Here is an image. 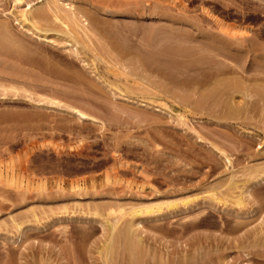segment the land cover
Here are the masks:
<instances>
[{
  "label": "rangeland",
  "instance_id": "rangeland-1",
  "mask_svg": "<svg viewBox=\"0 0 264 264\" xmlns=\"http://www.w3.org/2000/svg\"><path fill=\"white\" fill-rule=\"evenodd\" d=\"M63 1L77 24L56 21L51 0H0V264H264V180L253 181L264 176V0ZM215 22L256 46L243 76L240 63L194 49L204 41L194 24ZM109 59L202 83L168 85L167 95L140 80L136 92L129 77L128 90ZM149 203L137 253L118 231L107 253L111 230L91 216L119 229Z\"/></svg>",
  "mask_w": 264,
  "mask_h": 264
},
{
  "label": "bare ground",
  "instance_id": "bare-ground-1",
  "mask_svg": "<svg viewBox=\"0 0 264 264\" xmlns=\"http://www.w3.org/2000/svg\"><path fill=\"white\" fill-rule=\"evenodd\" d=\"M17 1V0H16ZM52 1V17L56 20V21H58V22H60L61 24H63V25H65V27L67 26V25H69V24H77V21H78V14L76 13V11H75V9H74V7H73V5H72V3L70 2V1H63V0H51ZM27 6H28V4H27ZM49 7V6H48ZM46 8H47V6H46ZM51 8V7H50ZM186 9V8H185ZM185 9H184V11H185ZM28 10H29V7H27V9L26 10H22L21 12H20V18H21V21L20 22H18L19 23V25L20 24H22L21 22H25V21H27V13H28ZM176 14V13H175ZM182 14V13H181ZM184 14V13H183ZM182 14V15H183ZM186 14L187 13H185V17H186ZM167 15V14H166ZM179 17H180V15H178ZM177 16V17H178ZM182 17V16H181ZM180 17V18H181ZM192 17V16H191ZM174 19H176V18H174ZM184 19V18H183ZM19 21V20H18ZM213 24V23H212ZM212 24H210V25H212ZM23 25V24H22ZM73 25V26H74ZM196 25V26H195ZM214 26H215V28H214V30L215 31H210L209 29H207L206 28V31H204L203 30V28H201L198 24H194V27H195V30H196V32L197 33H199L200 35H201V37L203 38V40L204 41H202V42H198L197 41V43H199L197 46L195 45V47L196 48H194V49H206V50H210L209 52L211 53V54H207L206 56H208V55H210V57L211 56H213L212 57V59L213 60H215L214 62H216L217 63V65H218V63H220V60H216L215 58L216 57H221V58H223L224 60H226V59H230V60H232V62L234 61V63H236V62H238V64L240 63L244 68H240V70H242L240 73L238 72V71H235V73L236 72H238V75L239 74H241V73H247V71H249L250 69V67L248 68V62H249V59H251V58H249V55H250V53L252 52V51H254V50H256V49H253L252 47H254V46H251V44H252V42L250 43L249 42V39H248V37L246 36V35H241V36H237V35H235V34H233V33H231V31L230 30H228V28H226L225 26H223V25H220V24H218V23H216L215 22V24H214ZM75 27V26H74ZM79 29H81V27L79 28ZM194 29V28H193ZM28 30V29H27ZM76 31H77V29H76ZM80 31H85V30H80ZM31 32V31H30ZM43 32V31H42ZM42 32H40V31H32L31 33H32V35H34V37L35 38H37V39H39V40H44V41H49V39H48V37L44 34V33H42ZM66 33V32H65ZM79 34H80V32H79ZM74 35V34H73ZM239 35V34H238ZM192 36V35H191ZM196 36V35H195ZM195 36H192V39H194V37ZM63 37V36H62ZM75 37H77V36H75ZM79 37V36H78ZM189 37V36H188ZM187 37V38H188ZM196 38V37H195ZM65 40H64V43L65 44H67L68 46H70L71 48H72V50L73 51H75V53L76 54H78V53H80L79 52V48H78V42H77V38L76 39H74V37L71 35H67L65 38H64ZM191 39V38H190ZM189 39V40H190ZM86 40V39H85ZM186 40V39H185ZM90 42V41H89ZM119 44V43H118ZM195 44H196V41H195ZM82 45V44H81ZM113 45H114V43H113ZM83 46V45H82ZM85 47H86V45H85ZM202 47H204V48H202ZM206 47V48H205ZM86 48H88V47H86ZM209 48V49H208ZM255 48H256V46H255ZM89 49V48H88ZM197 49V50H198ZM95 50V49H94ZM104 50V49H103ZM71 51V50H70ZM198 51H200V50H198ZM197 51V52H198ZM113 52V51H112ZM196 52V53H197ZM201 52H203V51H201ZM84 53V52H83ZM93 53V52H92ZM119 53V52H118ZM252 53H255V52H252ZM124 54V53H123ZM80 55V54H79ZM107 55V54H106ZM119 55H122L121 53H119ZM117 56V53H116V56H115V54H113V56H115L116 58H118V57H120L121 58V56ZM92 56H93V54H92ZM123 56V55H122ZM254 56H256V55H254ZM253 56V57H254ZM95 57V56H94ZM109 57H112V55L111 56H109ZM210 57H208L209 59H210ZM97 58V57H96ZM123 58V57H122ZM207 58V59H208ZM249 58V59H248ZM95 59V58H94ZM124 59V58H123ZM123 59H121V61H119V60H117L119 63L120 62H125ZM222 59V60H223ZM237 59V60H236ZM97 60V59H96ZM99 60H101V59H99ZM98 60V61H99ZM110 60V59H109ZM113 59H111L110 61H112ZM114 60H115V58H114ZM128 61L127 62H130L129 60L130 59H127ZM140 60H143V59H140ZM140 60H135V62H136V64H139V65H133V63H132V66H131V68L129 69V73L128 72H126V71H122V70H120V69H118V68H115L113 65H114V63H113V61H112V66L115 68L114 70H116L117 69V72H118V70L120 71V73L122 74V75H124V80H121L122 82H124L126 85V89H128V90H133L132 88L133 87H131V82H129V77H130V81H133V83H136V84H134V85H136V86H134V87H136L137 88V85L139 86V84H140V82H143L145 85H146V83H147V86L146 87H150V86H155L156 88H155V90L154 91H156L157 92V90H158V88H160V90H161V92L163 91L165 94L167 93V95H169V93L171 92L170 91V89L168 88V85H173V86H175V85H178V83L179 84H182V85H188V83L189 84H191V85H196V86H198V85H201V80L199 81L197 78H192V79H183V81H178V79H177V77L175 76H172L171 74H169L168 72H165L164 73V71H162V70H159V69H156V67H155V69H154V67H152V68H149L146 64H148V63H146V61L145 62H140ZM145 60V59H144ZM143 60V61H144ZM202 60V59H201ZM221 60V61H222ZM94 61V60H93ZM108 61V60H107ZM107 61L105 62V63H107ZM134 61V60H133ZM139 61V62H138ZM200 61V60H199ZM209 61V60H208ZM210 61H212V60H210ZM236 61V62H235ZM134 62V63H135ZM200 62H204V61H200ZM206 62H207V60H206ZM214 62H212V64H216V63H214ZM223 62V61H222ZM221 62V63H222ZM230 62V61H229ZM246 62H247V64H246ZM109 64H110V62H108ZM126 63V62H125ZM208 63V62H207ZM109 64H108V66H109ZM119 65V64H118ZM122 65V64H121ZM226 65V64H225ZM137 66V67H136ZM141 67V69H140V67ZM149 66H150V64H149ZM208 66V65H207ZM223 66V65H222ZM228 66V65H227ZM235 66H236V64H235ZM106 67V66H105ZM121 67V66H120ZM122 67L124 68V69H127V67L123 64L122 65ZM129 67V66H128ZM210 68H211V65L209 66ZM230 67H232V66H230ZM237 67V66H236ZM109 68H111V66H109ZM143 68V69H142ZM239 68H237V69H239ZM136 69H138V70H144V72L146 71V72H148L149 71V73L151 74L152 73V75L153 74H155L156 76H157V78L159 79L158 80V82L157 81H155V79H157V78H152V80H154L153 81V83H151L152 81H151V79H148V77H147V75H145V73H141V74H139V72H136ZM192 69H194V68H192ZM199 69V68H198ZM213 69V68H212ZM210 70V69H208V70H210V71H217V70ZM215 69V68H214ZM218 69H220V68H218ZM235 69V68H234ZM249 69V70H248ZM128 70V69H127ZM54 71V70H53ZM186 72H189V71H187V70H185ZM191 71V70H190ZM193 71V70H192ZM225 71V70H224ZM223 71V72H224ZM143 72V71H142ZM185 72V73H186ZM222 72V73H223ZM233 72H234V70H233ZM113 73H114V71H113ZM149 73H146V74H149ZM178 73H182V72H178ZM184 73V72H183ZM218 73H219V71H218ZM221 73V72H220ZM224 73H226V72H224ZM149 74V75H150ZM237 74V73H236ZM113 75V74H112ZM115 75V74H114ZM118 74H116V76H117ZM155 75H153V76H155ZM215 75V74H214ZM242 76H243V74H241ZM115 76V77H116ZM155 76V77H156ZM210 76V75H209ZM216 76V75H215ZM204 77V76H203ZM206 77V76H205ZM208 77V76H207ZM246 77V76H245ZM190 78V77H189ZM138 80H140L139 81V84H137L138 83ZM185 80H187V81H185ZM203 81V80H202ZM221 82H223V81H221ZM131 83V84H130ZM203 83H204V81H203ZM215 83V82H214ZM213 83V84H214ZM128 84H130V86H128ZM198 84V85H197ZM205 84V83H204ZM133 85V84H132ZM141 85H143L142 83H141ZM140 85V86H141ZM144 85V86H145ZM216 85V84H215ZM217 85L219 86V87H228V84H224V83H217ZM227 85V86H226ZM203 86V85H202ZM218 86L217 87H215V88H210V90H207V92L205 93V94H203V95H201L197 100H195L194 98V102L193 103H195L196 104V106L197 105H199V104H204V102H207V101H209V100H211L215 95H216V93H218L219 94V92L220 91H218L217 92V89H218ZM145 87V88H146ZM162 87V88H161ZM135 88V89H136ZM153 89V88H152ZM137 90H141L140 88H137L136 89V92H138ZM143 91H144V89H142ZM141 90V91H142ZM150 90V89H149ZM159 90V91H160ZM225 90V89H224ZM223 90V91H224ZM151 91V90H150ZM154 91H152L153 93H155ZM158 91V92H159ZM148 92V91H147ZM151 93V92H150ZM152 93V94H153ZM172 93V92H171ZM171 93H170V95H171ZM195 93V92H194ZM193 93V94H194ZM199 93V92H198ZM173 94V93H172ZM192 94V95H193ZM202 94V93H201ZM191 95V96H192ZM195 95V94H194ZM222 95V94H221ZM220 95V96H221ZM217 96H219V95H217ZM166 97V96H165ZM188 99H189V101L191 100V98L190 97H183V99L182 100H184V101H188ZM215 100V99H214ZM192 101V100H191ZM213 101V100H212ZM212 101H210V102H212ZM51 103H54V102H51ZM215 103V102H214ZM55 104V103H54ZM191 104H192V102H191ZM194 105V104H193ZM212 105V104H211ZM210 105V106H211ZM190 106V105H189ZM195 106V107H196ZM209 106V105H208ZM215 106H216V103H215ZM64 107V106H63ZM192 107H194V106H192ZM199 107V106H198ZM201 107H203V105L201 106ZM205 108V107H204ZM225 108V107H224ZM228 108H229V106H228ZM71 110H72V112L74 111L76 114L75 115H77L76 117L77 118H79V119H87V118H89V119H93V117L92 116H90L89 114H87V113H85V112H83V111H81V110H78V109H76V108H70ZM69 109V110H70ZM189 109V108H188ZM211 109V108H210ZM213 109V108H212ZM231 109V108H230ZM198 110V109H197ZM236 110H237V108H236ZM228 111V110H227ZM231 111V110H230ZM207 112V111H206ZM236 112V111H235ZM236 113H238V112H236ZM224 114V113H223ZM226 114H228V113H226ZM235 115V114H234ZM229 116V115H228ZM231 116V115H230ZM227 160V159H226ZM228 162V161H227ZM257 171V170H256ZM259 172V171H258ZM254 174H255V172H254ZM256 174H258V173H256ZM261 174V173H260ZM253 177V176H252ZM255 179H253V181H254V184H258V183H260V182H262L263 180H264V176L262 175V176H260V177H258V176H256V177H254ZM248 181H249V179H248ZM230 183H232V182H230ZM233 184V183H232ZM246 184H249V183H246ZM229 185V184H228ZM236 186V185H235ZM230 187H231V184H230ZM233 187V186H232ZM249 187V186H248ZM224 188V187H223ZM227 188H229V186L227 187ZM234 188V187H233ZM245 188H247V187H245ZM229 189H231V188H229ZM229 189H228V191H229ZM249 189V188H248ZM213 190V189H212ZM244 191V190H243ZM242 192V191H241ZM247 192V191H246ZM229 193V192H228ZM243 193V192H242ZM242 193H240V195L238 196V197H236V199H235V203L233 204V205H235V204H237L238 206H241V204H243V206H244V198H246V193L244 192V194H242ZM212 194H214V193H211V197H213L212 196ZM219 194H220V192H219ZM222 194H224V193H222ZM221 194V195H222ZM251 194V193H250ZM226 195V194H225ZM229 195V194H228ZM227 196V195H226ZM231 196H232V194H231ZM247 196H248V194H247ZM214 197H215V195H214ZM219 198V197H218ZM218 198H217V200H218ZM225 198V197H224ZM211 199H213V198H211ZM220 199V198H219ZM173 200V199H172ZM221 200V199H220ZM219 200V201H220ZM175 201V200H174ZM211 201H213V200H211ZM214 201H215V199H214ZM161 202V201H160ZM172 202V201H171ZM218 202V201H217ZM221 202V201H220ZM228 202V201H227ZM154 203V202H153ZM153 203H149L148 205H147V207H146V205H144V206H140V207H138L137 208V206H136V210H132L130 207V210H132L130 213H128L129 215H130V220H128V222L124 225V224H121V225H123V226H120L119 227V229H121V228H123V229H121L122 231H120L119 229H118V226H117V222H118V220L117 221H114V222H112L111 221V223H110V221H109V223L108 222H106V221H102L103 220V218H102V220H101V218L99 219V218H95V217H93L94 216V214L91 216L92 217V221H96L97 223H99L100 224V226L102 227V229L103 230H105V228L107 229H110L111 230V238L109 239V242H107L106 243V245H105V251L108 253H110V250L112 249V244L114 243V245H115V242H113V237H116L117 235H120V236H118V237H123L122 238V241H123V243L122 244H124V249L126 248V249H128V251H130V250H132L133 249V247H136V246H134V243H136V241H139V243H140V237L141 236H139L141 233H142V231L140 230V229H142V221L144 222L145 220H143V218L142 217H144V219L146 218L145 216L148 214V217H147V220H148V218H150L149 217V214L150 213H154V209L152 208L153 206H154V204ZM158 203V202H157ZM174 203V202H173ZM184 203V202H183ZM214 203V202H213ZM225 203V202H224ZM233 203V202H232ZM141 204V203H140ZM139 204V205H140ZM146 204V203H145ZM153 205L152 207L151 206H149V205ZM159 204V203H158ZM158 204H155L156 206H158ZM161 204V203H160ZM164 204V203H163ZM170 204H172V203H170ZM170 204L168 205V206H170ZM175 204H177V203H174V205ZM209 204V203H208ZM109 205H111V204H109ZM142 205V204H141ZM162 205V204H161ZM211 205V204H210ZM236 205V206H237ZM122 206V205H121ZM166 206V205H165ZM172 206V205H171ZM170 206V207H171ZM176 206V205H175ZM183 206V205H182ZM242 206V207H243ZM110 207V206H109ZM115 207V206H114ZM134 207V206H133ZM155 207V206H154ZM164 207V206H163ZM116 208V207H115ZM114 208V209H115ZM117 208H118V206H117ZM120 208V207H119ZM157 209H158V207H156ZM169 208V207H168ZM176 208V207H175ZM185 208V207H184ZM127 209H128V207H127ZM135 209V208H134ZM171 209V208H170ZM110 210V209H109ZM121 210V209H120ZM158 210H160V209H158ZM167 210V209H166ZM172 210V209H171ZM124 211V210H123ZM157 211V210H156ZM155 211V213L157 214V212ZM95 212V211H94ZM126 212V211H125ZM124 212V213H125ZM163 212V211H162ZM159 213V212H158ZM161 213V212H160ZM96 214H99V213H96ZM96 214H95V216H96ZM108 214V213H107ZM106 214V215H107ZM145 215V216H142V215ZM109 215H111V214H109ZM122 215H124V214H122ZM121 215V216H122ZM126 215V214H125ZM124 215V216H125ZM151 215V214H150ZM157 215H159V214H157ZM161 215V214H160ZM115 216H117V215H115ZM100 217V216H99ZM104 217V216H103ZM128 217V216H127ZM160 217V216H159ZM106 218V217H105ZM155 218V217H154ZM154 218H152V219H154ZM157 218V217H156ZM119 219V218H118ZM105 220V219H104ZM120 220V219H119ZM108 221V220H107ZM125 221V220H124ZM106 222V223H105ZM119 223V222H118ZM118 225H120V224H118ZM107 229V230H108ZM114 231H118L119 232V234H115L114 233ZM113 233V234H112ZM117 233V232H116ZM137 233H138V235H137ZM137 235V236H136ZM113 236V237H112ZM118 237H116L115 239H116V243H118L119 241L117 240L118 239ZM133 237H135V239H132ZM120 239V238H119ZM113 242V243H112ZM142 242V241H141ZM121 244V245H122ZM137 245V244H136ZM136 250V249H135ZM134 249L132 250V251H130V252H132V255H134L133 254V251H135ZM105 252V253H106ZM136 252V251H135ZM106 253V254H107ZM137 253V252H136ZM111 254V253H110ZM109 255V254H108Z\"/></svg>",
  "mask_w": 264,
  "mask_h": 264
}]
</instances>
